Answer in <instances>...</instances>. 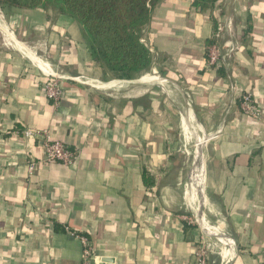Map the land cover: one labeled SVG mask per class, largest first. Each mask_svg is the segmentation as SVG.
Returning <instances> with one entry per match:
<instances>
[{
	"label": "crops",
	"instance_id": "crops-1",
	"mask_svg": "<svg viewBox=\"0 0 264 264\" xmlns=\"http://www.w3.org/2000/svg\"><path fill=\"white\" fill-rule=\"evenodd\" d=\"M194 1L155 7L143 39L152 66L135 80L103 81L81 27L54 9L1 11L0 264H81L73 233L92 241L93 264H195L207 232L183 220L194 206L174 138L190 115L209 139L199 207L211 237L232 241L228 264H264V0L206 12ZM215 43L235 49L230 65H209ZM43 71L62 77L59 104ZM26 130L48 131L74 159L47 164ZM216 252L210 264H222Z\"/></svg>",
	"mask_w": 264,
	"mask_h": 264
},
{
	"label": "trees",
	"instance_id": "trees-1",
	"mask_svg": "<svg viewBox=\"0 0 264 264\" xmlns=\"http://www.w3.org/2000/svg\"><path fill=\"white\" fill-rule=\"evenodd\" d=\"M162 0H0L6 15L14 11L54 9L81 27L93 61L103 70V81L135 80L148 73L152 53L143 43L153 11ZM221 0H195L201 12ZM213 45V44H212ZM145 183L148 184L146 175Z\"/></svg>",
	"mask_w": 264,
	"mask_h": 264
},
{
	"label": "built area",
	"instance_id": "built-area-1",
	"mask_svg": "<svg viewBox=\"0 0 264 264\" xmlns=\"http://www.w3.org/2000/svg\"><path fill=\"white\" fill-rule=\"evenodd\" d=\"M228 48L229 50L225 51L226 49L220 46L218 43L211 45L208 49L209 65L216 69L230 65L235 49L232 47ZM43 73L44 77L46 78L43 88L45 96L49 101L59 104L63 96V86L61 83L62 77L55 75L52 71L50 73H45L43 71ZM240 107L241 110L251 119H259L262 115L259 108L255 105V101L251 95H243L241 97ZM23 134L27 138L38 139L40 141L46 154L45 162L47 164L59 162L68 164L74 159V154L66 149L63 143L53 140L48 131L26 130ZM208 143L209 139H206L203 145H208ZM35 170L36 163H31L29 165L30 173H33ZM183 220L188 221L191 224H199L197 219L194 221L193 219L184 217ZM206 235L207 237L202 238L201 244L197 248L198 250L195 254V264H210V255L216 251L222 260V264H228V260L230 258V249L228 248H230L231 245L223 243L219 236H217L215 238L216 241H214V239L211 237L213 234L206 233ZM73 236L83 247L81 264H93L95 259V250L92 241L85 235L73 233Z\"/></svg>",
	"mask_w": 264,
	"mask_h": 264
},
{
	"label": "rangeland",
	"instance_id": "rangeland-1",
	"mask_svg": "<svg viewBox=\"0 0 264 264\" xmlns=\"http://www.w3.org/2000/svg\"><path fill=\"white\" fill-rule=\"evenodd\" d=\"M74 23H76L75 20H74ZM175 135L176 136L174 138L177 139V140H180L181 141V145H182V149L184 148L183 149L184 154H182L183 155L182 158L184 159V157H185V160L187 162V185L190 183V177H191L192 172L194 170H198L200 176L203 179V183L201 182L202 183L201 185L204 187L203 188V196H205V175H203V170L199 169V166H200L199 161L201 160L200 159L201 156L198 157V155L195 154V153H197L198 148H199V147H196L197 138L198 137H204V133H201L198 130L196 123L195 124L192 123L189 126H185L184 123H183V129L181 127L180 130L175 132ZM204 143H205V141H204ZM206 147H207V144H205L202 147H200V149L202 148V150L204 151ZM187 185L185 186V192L188 189ZM203 196L200 197V201H201ZM200 201H198V203H197L198 204V208L197 209H199V206L201 205ZM195 208L196 207L194 206V208L192 209V213H193L192 219L194 221L197 219L195 214H194V212L196 213ZM199 213L201 214V211ZM196 215H197V213H196ZM207 224L212 226L210 224V222H208Z\"/></svg>",
	"mask_w": 264,
	"mask_h": 264
},
{
	"label": "bare ground",
	"instance_id": "bare-ground-1",
	"mask_svg": "<svg viewBox=\"0 0 264 264\" xmlns=\"http://www.w3.org/2000/svg\"><path fill=\"white\" fill-rule=\"evenodd\" d=\"M45 70H48V68H49V66H48V64L46 63L45 65ZM48 67V68H47ZM50 69V68H49ZM59 75V74H58ZM146 80L148 79V80H158V81H162L160 78H145ZM143 80V79H142ZM144 81V80H143ZM157 82V81H156ZM151 83V82H150ZM160 83V82H159ZM104 87V86H103ZM109 87V86H108ZM195 117V116H194ZM188 119L189 120H187L186 118H184V125L185 126H189L191 123H194V118H193V116L192 115H190V116H188ZM196 119V118H195ZM199 131H201V129H199ZM186 137V136H185ZM194 137V136H193ZM197 145H196V147H199L198 148V151H197V153H195L196 155H198V157L200 156V153H199V149H200V147H202L203 146V144H204V139H203V137H198L197 138ZM196 144V143H195ZM184 149V148H183ZM199 164H200V166H199V169L201 170H203V175H205V166H204V161L202 160V158H201V160L199 161ZM203 183V179H202V177L200 176V174H199V171L198 170H194L193 172H192V174H191V177H190V183L188 184V189H187V192H186V198H187V201H188V203H190L191 204V206L193 205V206H195L196 208H195V211H196V213L198 214V221H199V223H200V225L203 227V229L208 233V234H213V232L215 231L214 229H213V227L212 226H210L209 224H207V222H206V220H205V214L204 213H202V214H204V215H202V214H200L199 212H200V207H199V209H197L198 208V201H200V197L201 196H203V186L201 185L202 183ZM199 187H200V189H199ZM199 190V191H198ZM205 198V196H203L202 197V199H201V201H200V204H202L203 203V199ZM186 207V206H185ZM194 212V211H193ZM196 213L194 212V214H195V216H196ZM216 229V228H215ZM222 234V233H221ZM219 238H220V240L223 242V243H225V244H227V245H231V243H232V241L229 239V238H226V237H224V236H219ZM233 244V243H232ZM231 259V258H230Z\"/></svg>",
	"mask_w": 264,
	"mask_h": 264
},
{
	"label": "water",
	"instance_id": "water-1",
	"mask_svg": "<svg viewBox=\"0 0 264 264\" xmlns=\"http://www.w3.org/2000/svg\"><path fill=\"white\" fill-rule=\"evenodd\" d=\"M199 153H200L201 158H203V150H202V148L199 149Z\"/></svg>",
	"mask_w": 264,
	"mask_h": 264
}]
</instances>
